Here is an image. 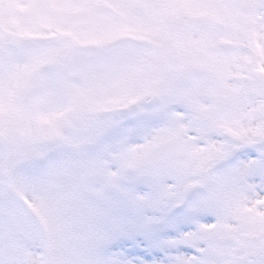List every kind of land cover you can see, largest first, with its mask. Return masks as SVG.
Segmentation results:
<instances>
[{"label": "snow or ice", "instance_id": "snow-or-ice-1", "mask_svg": "<svg viewBox=\"0 0 264 264\" xmlns=\"http://www.w3.org/2000/svg\"><path fill=\"white\" fill-rule=\"evenodd\" d=\"M0 264H264V0H0Z\"/></svg>", "mask_w": 264, "mask_h": 264}]
</instances>
